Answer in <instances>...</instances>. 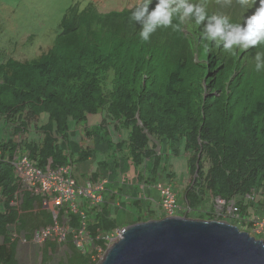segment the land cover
Instances as JSON below:
<instances>
[{
    "label": "trees",
    "instance_id": "1",
    "mask_svg": "<svg viewBox=\"0 0 264 264\" xmlns=\"http://www.w3.org/2000/svg\"><path fill=\"white\" fill-rule=\"evenodd\" d=\"M133 9L101 12L93 1L84 7L74 3L65 9L47 49L24 60L9 54L0 60V119L11 126L0 138V264H18L17 234L28 240L53 222L39 196L22 190L17 198V152L42 169L82 162L93 150L65 149L72 130L69 122L87 126L89 116L97 113L101 119L88 125L86 138L105 142L115 155L124 151L134 167L151 164V181L164 175L172 181L175 174L165 158L178 155L179 143H184L190 175L184 202L193 209L209 203L206 214L201 211L197 217L223 216L214 211L219 198L225 204L222 211L234 203L244 218L247 206L253 205L246 197L254 191L264 197V69L255 67L264 45L238 50L235 56L206 49L201 39L204 25L196 26L191 19L184 21L181 31L158 28L144 42L140 25L129 19ZM230 9L235 12L206 11L243 23L246 6L234 0ZM42 113L47 117L36 128L40 137L29 140L28 128ZM122 129H127L125 138ZM112 130L121 135L119 140L112 138ZM101 204L85 209V232L92 239L87 248L78 249L73 235H66L65 264H93L91 255L106 247L101 235L119 227ZM145 215L157 216L153 210ZM69 216L77 231L78 216ZM139 221L140 216L133 223ZM56 246L54 240L45 242L42 261Z\"/></svg>",
    "mask_w": 264,
    "mask_h": 264
},
{
    "label": "rangeland",
    "instance_id": "2",
    "mask_svg": "<svg viewBox=\"0 0 264 264\" xmlns=\"http://www.w3.org/2000/svg\"><path fill=\"white\" fill-rule=\"evenodd\" d=\"M90 1L95 2L99 11L107 12L113 9L133 7L139 4L142 0H0V60L8 54L14 55V57L19 58L21 60L30 58L32 56H37L44 49H47L51 45L52 40L58 32V23L65 9L69 5H72L74 3H79L80 7H84ZM196 1L197 3L203 4L206 8L219 11L220 13L223 12V14H231L232 12H235L230 9V5L234 3V0H230V2L229 0ZM249 4L250 6H246L247 16H250L255 11L256 7H258V0L257 3H252L251 0H249ZM40 46L42 47L38 49ZM46 117L47 115L45 113H42L40 114L39 120H35L30 124L26 135L29 140H38L40 134L36 132V128H38L46 120ZM100 119L101 114L97 113L96 115H92V117L90 118V123L97 124ZM69 126L71 129H73L74 124L70 121ZM10 130L11 126L6 124L4 120L0 119V138H5ZM122 130V137L125 138V135L127 134V129ZM111 135L115 141L120 139L119 134H117L113 130L111 132ZM69 139L74 140L75 136L69 135ZM76 139L79 143L80 141H82V144L80 145L81 147H83V142L87 138L83 134L82 136H77ZM96 143L97 147L95 148L96 151H93L94 157H92V161L84 160L82 162L77 163L78 171L75 172V175L83 184L86 182L84 180V177H82V175L80 174L81 170L83 169V172H86L89 168V163H94L97 160L105 159V154L109 152V149L105 142H98L96 140ZM70 149L72 148L70 147ZM158 149L160 150L161 146H159ZM165 160L169 164L168 166L174 172L175 176L171 179L172 181H169L170 178H168L166 175L158 176L156 178V181L167 180L171 182L173 186L172 189L176 193L177 201L179 203H182L183 191L190 178V175L187 171V154L184 150V143H179L178 155H174L171 153L167 156V158H165ZM107 162L109 167L106 168V171L113 170L112 160L107 159ZM149 170L150 166L148 165H146L145 169H143V176L145 179L149 176L147 175ZM155 186V183L152 184V187L157 193V196L154 195L157 199L159 194ZM144 197L148 198L149 195L145 194ZM153 202L154 205L152 208L155 209L154 212L157 215L156 218H161L160 216L162 215V209L156 207L155 200ZM254 206L259 208L257 214L252 210ZM201 208L205 213V211L209 209V203H203L201 205ZM216 209V213L218 215L222 213V208ZM247 209L250 213L248 216L245 217L247 219L242 220L243 223L238 224L239 226H236L239 229L242 228L240 229V231H246L254 238L264 241V234L255 232L253 226L257 217L264 218V199L262 194L259 196L256 195V201L253 203L252 206H247ZM131 214L132 211L130 210L125 211L121 209L117 213L113 210V217L116 219L119 225H123L124 221H126L127 218L131 217ZM224 214L225 215L220 217V221H225L228 223L232 222V224H234L233 219L236 220V218H232V213L226 211ZM145 217V213L141 212L140 221H145L147 219ZM191 217H194L193 214L191 215ZM201 217L203 219H207L208 216ZM220 218L218 217L217 219ZM248 220L251 221V225H248ZM129 224L130 222L128 221L121 228ZM246 226H248V230L243 228ZM10 233L14 234L12 228H10ZM84 244H86V242ZM17 246V260L19 264H47L48 261L49 264H65L66 257L64 253L67 251V247H65V245L57 246L53 254L49 253V256H44L43 261H41V248L43 247V245L34 244L32 240H27V242H23V239H18ZM102 253L100 254V256L103 255Z\"/></svg>",
    "mask_w": 264,
    "mask_h": 264
},
{
    "label": "water",
    "instance_id": "3",
    "mask_svg": "<svg viewBox=\"0 0 264 264\" xmlns=\"http://www.w3.org/2000/svg\"><path fill=\"white\" fill-rule=\"evenodd\" d=\"M119 232L99 264H264V241L225 221L168 216Z\"/></svg>",
    "mask_w": 264,
    "mask_h": 264
},
{
    "label": "built area",
    "instance_id": "4",
    "mask_svg": "<svg viewBox=\"0 0 264 264\" xmlns=\"http://www.w3.org/2000/svg\"><path fill=\"white\" fill-rule=\"evenodd\" d=\"M15 175L19 181V190L17 198H19L22 190L31 192L33 195L40 197L41 205L46 209L53 218V222L47 226L35 230L32 234V242L42 245L47 240H54L58 246L66 242V235H73L74 245L81 250L84 246L92 243V239L85 232L87 214L81 208L82 204L87 201V208L98 206L102 201L103 181H87L80 184L73 176V167L70 164L59 165L56 168L46 169L38 167L25 153L17 152L14 158ZM156 189L159 194V204L164 216L182 215L191 210L183 203H179L169 181H158ZM256 192L252 196H248L251 200L256 197ZM216 208H224V201L217 198L214 200ZM215 208V212L217 209ZM201 210V208H199ZM226 211L231 212L233 217L238 220H246L241 218L237 207L234 203L226 206ZM225 211V212H226ZM225 215L224 211H221ZM69 214L78 216V230H72L70 226ZM217 214V213H216ZM218 215V214H217ZM61 216V223L58 217ZM249 222V220H248ZM254 231L264 234V219L256 218ZM245 228V227H244ZM120 236V232L116 229L113 233L102 234L101 237L105 241V249H96V254L91 255L93 264H99L103 259L106 249L116 241ZM86 242V244H84ZM104 252V253H102ZM103 254L100 256V254Z\"/></svg>",
    "mask_w": 264,
    "mask_h": 264
},
{
    "label": "clouds",
    "instance_id": "5",
    "mask_svg": "<svg viewBox=\"0 0 264 264\" xmlns=\"http://www.w3.org/2000/svg\"><path fill=\"white\" fill-rule=\"evenodd\" d=\"M251 2L257 3V0H251ZM239 3L242 6H250L249 0H239ZM133 7L134 9L131 11L129 19L130 21L136 22L137 24L140 25L139 38L144 42H147L150 39L151 34H153L158 28L163 29V28L171 27L175 31H181L182 30L181 25L184 23V21L186 19H191L194 21L196 26H200L202 24L204 25L203 30L201 32V39L205 41L206 49H209L210 47L221 49L222 51H225L228 54L235 56L238 50L243 51L251 47H255L257 45H264V0H258V7H256L255 11L250 16H246L244 18L243 23H233L231 21V17L228 15H217V14L208 15L206 11V7L203 4L193 3L191 2V0H142L139 4ZM133 7H129L128 9H131ZM174 21L176 22L174 23ZM255 59L257 61L255 66L256 70L260 71L264 69V53H257ZM30 160L36 164L34 160L32 159ZM70 165L73 167L74 170V164H70ZM73 176H74V171H73ZM100 181H103V179H100ZM157 182L158 180L156 181L155 179L154 183L156 184ZM169 183L171 184V182ZM103 190H104V183H103ZM255 192L257 196L262 194L259 191H255ZM246 200L252 201V203H254L256 201V197L254 198V200H251L250 198L246 197ZM101 203L99 205H101ZM158 203H159V198H158ZM182 203L183 205H186L183 199V195H182ZM84 204H87V201H85L81 206V208L84 211L85 209L91 210L99 206L98 205V206H93L91 208H87V206ZM186 206L191 210V212H187L185 214L175 215V216L202 219L197 217V215H195L196 213L203 211L201 206L196 209H193L188 205ZM199 208H201V210H199ZM192 214L194 217H191ZM160 217L163 218L168 216H164L162 213ZM146 220H150V219H146ZM206 220H219V219L215 218V219H206ZM241 223L243 222L241 221ZM248 225H251V221L248 222ZM117 229L120 231V228ZM245 229L248 230V226H246ZM13 235L16 234L14 233ZM17 237L18 239L22 238L24 241H27L23 233L17 234ZM29 240H32V236ZM49 241H53V240L50 239ZM44 244L45 242L42 245L44 246ZM60 245H64V243ZM86 246H84V248ZM41 249H43V247Z\"/></svg>",
    "mask_w": 264,
    "mask_h": 264
},
{
    "label": "crops",
    "instance_id": "6",
    "mask_svg": "<svg viewBox=\"0 0 264 264\" xmlns=\"http://www.w3.org/2000/svg\"><path fill=\"white\" fill-rule=\"evenodd\" d=\"M91 117L92 116H89L88 118L87 126L86 125H83V126L74 125L73 129L69 132V135L75 136L74 140L69 139V136H68V139L66 140V143L64 145L65 149H67L69 153H73V152L76 153L79 150L81 146L80 144H82V141H80L79 143L76 137L82 136L83 132L86 131V129H88V125L91 124L90 123ZM119 137L121 138V135H119ZM89 139L90 138L85 139L83 142V145L85 147L86 146L90 147L93 151H96L95 148L97 147V143L93 141L91 142L89 141ZM70 147L73 150L70 149ZM92 157L94 156L93 155L89 156L86 160L92 161ZM105 157H106L105 159H100L94 163H89L88 170L86 172H83V169H82L80 174L82 175V177H84L85 182L89 180L100 181V179H103L104 190L102 193V198H103L102 203L108 207V209L110 210V215L112 217H113V210L116 213L121 209L125 211H128V210L132 211L131 217L127 218L126 221H124V224L119 225L118 228H121L122 226H124L125 223L128 221L130 222V224H132L135 220H138L139 216L141 215V212L146 213L149 210L155 211V209L152 208L154 205V202H153L154 200L156 203V207L160 209V206L158 203V197L157 199L155 198V196H157V193L155 192V189L152 187V184L154 183V181L149 180V178H146L147 179L146 180L143 176L144 175L143 169H145V166H146L145 164H144L145 166L140 165L138 167H134L132 165L131 160L127 158V154L124 151L121 154L115 155V153H112L109 150V152L105 154ZM107 159L112 160L113 170L106 171V168L109 167ZM147 165L151 167V164L148 163ZM73 171L75 175V172L78 171L77 163L74 164ZM147 175H149V172ZM75 178L80 184L82 183L78 179L77 176ZM145 194L149 195V197L148 198L144 197ZM252 210L257 214L259 211V208L254 206ZM247 213L248 215L250 214L248 209H247ZM152 218H156V216L150 217L147 219H152ZM15 236L16 235H13V237ZM19 240H22V238H19ZM23 242H27V241L23 240ZM17 247L18 246L16 244V248H15L16 249L15 259L16 260H17ZM53 252L54 251L50 252V254H53ZM41 261H42V256H41Z\"/></svg>",
    "mask_w": 264,
    "mask_h": 264
}]
</instances>
